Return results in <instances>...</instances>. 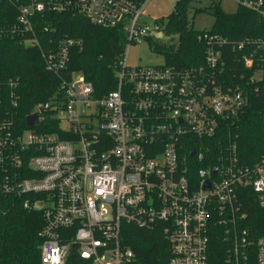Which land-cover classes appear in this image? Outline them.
Masks as SVG:
<instances>
[{
  "label": "built area",
  "instance_id": "built-area-1",
  "mask_svg": "<svg viewBox=\"0 0 264 264\" xmlns=\"http://www.w3.org/2000/svg\"><path fill=\"white\" fill-rule=\"evenodd\" d=\"M9 1L17 17L0 24V37L27 47L40 46L37 16L51 11L121 28L127 38L116 89L102 98L83 73L67 72L80 40L44 53L47 68L62 75L61 91L34 108L33 126L17 121V83H0V192L27 195L24 207L42 212L41 264H147L126 243L127 226L159 230L169 244L165 264H264V236L246 226L251 199L264 205V158L243 163L223 127L264 93V39L205 32L203 66L132 68L131 44L165 35L161 23L142 20L151 0ZM237 1L264 19L263 0ZM224 48L245 51L249 76L227 74Z\"/></svg>",
  "mask_w": 264,
  "mask_h": 264
},
{
  "label": "trees",
  "instance_id": "trees-1",
  "mask_svg": "<svg viewBox=\"0 0 264 264\" xmlns=\"http://www.w3.org/2000/svg\"><path fill=\"white\" fill-rule=\"evenodd\" d=\"M193 2L177 0L173 12L165 20L156 21L161 23L165 35L178 40L177 44H164L149 38L151 48L163 54L166 63L181 68L203 66L207 48L202 39L205 32L232 42L264 39V19L240 5L235 13H227L220 3H216L212 28L194 30L189 20ZM15 6L9 0H0V24H14L17 17ZM202 10L196 8L195 13ZM37 18L40 46L27 47L12 34L0 37V83L7 84L10 80L17 83L12 96L18 99L17 121L23 128H27V117L39 103L53 96L60 97L62 75L47 68L44 53L57 50L63 39L80 40L81 46L71 48L67 72L83 73L93 85L96 97L102 98L116 89V71L127 45L126 34L121 28L97 26L77 13L51 11L40 13ZM243 53L244 50L223 49L227 74L250 75L243 67ZM48 122L53 132L59 131L57 120ZM223 127L225 134L229 131L231 139L237 141L243 163L249 166L260 163L264 158V93L252 95L246 108ZM28 198L27 195L17 197L0 192V264H41L43 239L39 231L44 219L41 211L24 207ZM247 210L246 226L253 236H264V205L252 198ZM125 233L128 236L126 243L138 252L141 261L145 262L146 257L148 263H156L162 257V264H165L169 244L159 230L127 226ZM68 264L83 263L79 258H73Z\"/></svg>",
  "mask_w": 264,
  "mask_h": 264
},
{
  "label": "rangeland",
  "instance_id": "rangeland-1",
  "mask_svg": "<svg viewBox=\"0 0 264 264\" xmlns=\"http://www.w3.org/2000/svg\"><path fill=\"white\" fill-rule=\"evenodd\" d=\"M177 0H151L145 10L142 20H145L149 26H154L155 21L165 20L175 7ZM220 3V7L227 13H235L238 8L237 0H194L192 8L189 11V20L194 30L208 31L214 24L213 6ZM196 8L203 9L195 13ZM159 42L177 44V39L174 37L163 35L158 39ZM166 63L165 56L155 52L147 40H142L131 44L128 51V65L132 68L160 66ZM77 75L75 76V78Z\"/></svg>",
  "mask_w": 264,
  "mask_h": 264
},
{
  "label": "water",
  "instance_id": "water-1",
  "mask_svg": "<svg viewBox=\"0 0 264 264\" xmlns=\"http://www.w3.org/2000/svg\"><path fill=\"white\" fill-rule=\"evenodd\" d=\"M65 79L70 82L71 81V73H68L66 76H65ZM36 118H37V114H33V115H30L28 118H27V124L29 126H33L35 124V121H36ZM206 188H209L210 185L207 183L205 185ZM74 255V253L72 254Z\"/></svg>",
  "mask_w": 264,
  "mask_h": 264
}]
</instances>
